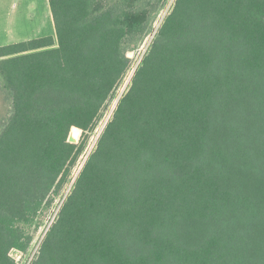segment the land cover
I'll list each match as a JSON object with an SVG mask.
<instances>
[{
    "label": "trees",
    "instance_id": "obj_1",
    "mask_svg": "<svg viewBox=\"0 0 264 264\" xmlns=\"http://www.w3.org/2000/svg\"><path fill=\"white\" fill-rule=\"evenodd\" d=\"M167 2L49 0L55 36L0 46V264L31 252ZM31 264H264V0H176Z\"/></svg>",
    "mask_w": 264,
    "mask_h": 264
},
{
    "label": "rangeland",
    "instance_id": "obj_2",
    "mask_svg": "<svg viewBox=\"0 0 264 264\" xmlns=\"http://www.w3.org/2000/svg\"><path fill=\"white\" fill-rule=\"evenodd\" d=\"M175 2L176 0H168L165 8L161 12V14L158 17V20L155 23L152 33L147 38L145 44L139 49L131 51L129 53L130 57L134 60L133 67L131 71L128 73V75L126 76L123 84L119 88L115 99L113 100L109 109L105 113L96 131L92 135L86 150L84 151L78 164L73 170V173L71 175V178H70V181L67 187L63 191L61 197L58 199L53 211L46 218V223L43 229H41V231L38 233L37 241L34 247L32 248L31 252L27 255H24L20 251L13 252V256L17 259L19 264H31V262L37 255L40 245L44 240V237L46 236L49 228L51 227V225L57 218V215L60 211L61 206L63 205L66 197L70 193L87 159L89 158L90 154L93 152L94 148L96 147L97 142L100 136L102 135L106 125L112 118L120 99L125 94V92L129 89L133 76L135 74V71L137 70L138 66L143 60L145 54L147 53L149 47L151 46V43L154 37L159 31L164 19L166 18V16L169 14L171 9L173 8ZM47 35H53V36L56 35L49 0H0V46H4L7 44L16 43V42H21V41H26L28 39L38 38V37L47 36ZM115 100L117 101V104L114 107ZM111 111L112 113L110 114L104 128L102 129L101 133L97 137L99 127L101 126L102 122L105 120V118L108 116V114ZM11 112H12V104H11L10 95L5 91L2 84L0 83V121L7 120ZM88 150L90 151L89 154H87ZM85 154H87L86 159L84 160V163L81 164L83 158L85 157Z\"/></svg>",
    "mask_w": 264,
    "mask_h": 264
},
{
    "label": "water",
    "instance_id": "obj_3",
    "mask_svg": "<svg viewBox=\"0 0 264 264\" xmlns=\"http://www.w3.org/2000/svg\"><path fill=\"white\" fill-rule=\"evenodd\" d=\"M17 251V250H16Z\"/></svg>",
    "mask_w": 264,
    "mask_h": 264
}]
</instances>
